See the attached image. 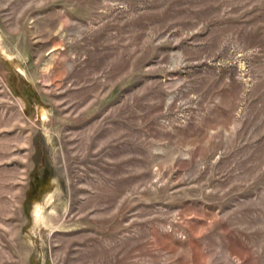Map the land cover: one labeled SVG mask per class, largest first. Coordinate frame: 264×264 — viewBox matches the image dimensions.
I'll use <instances>...</instances> for the list:
<instances>
[{
  "label": "rangeland",
  "instance_id": "1",
  "mask_svg": "<svg viewBox=\"0 0 264 264\" xmlns=\"http://www.w3.org/2000/svg\"><path fill=\"white\" fill-rule=\"evenodd\" d=\"M0 264H264V0H0Z\"/></svg>",
  "mask_w": 264,
  "mask_h": 264
}]
</instances>
